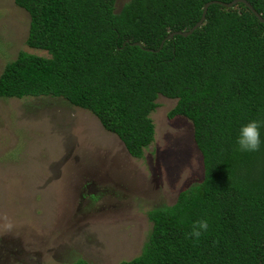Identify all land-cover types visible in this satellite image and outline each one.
Instances as JSON below:
<instances>
[{"label":"trees","instance_id":"obj_1","mask_svg":"<svg viewBox=\"0 0 264 264\" xmlns=\"http://www.w3.org/2000/svg\"><path fill=\"white\" fill-rule=\"evenodd\" d=\"M115 1L13 0L29 16L26 46L47 55L18 51L0 72V98H62L134 158L153 140L157 97L175 99L167 115L191 122L202 178L147 211L140 253L118 264H264V23L241 2L210 4L192 33L166 38L191 28L209 0ZM247 1L264 18V0ZM249 119L261 144L236 151ZM200 219L208 228L193 239Z\"/></svg>","mask_w":264,"mask_h":264},{"label":"rangeland","instance_id":"obj_2","mask_svg":"<svg viewBox=\"0 0 264 264\" xmlns=\"http://www.w3.org/2000/svg\"><path fill=\"white\" fill-rule=\"evenodd\" d=\"M126 0H116L119 9ZM29 16L0 0V72L27 47ZM140 158L88 110L62 98H0V264H118L138 255L147 211L172 204L203 168L191 122L159 95Z\"/></svg>","mask_w":264,"mask_h":264},{"label":"clouds","instance_id":"obj_3","mask_svg":"<svg viewBox=\"0 0 264 264\" xmlns=\"http://www.w3.org/2000/svg\"><path fill=\"white\" fill-rule=\"evenodd\" d=\"M260 144L259 121L249 119L238 125L234 137L236 151L255 152ZM207 228L208 224L206 219H200L193 222L188 235L193 239L199 238L202 232L206 231Z\"/></svg>","mask_w":264,"mask_h":264},{"label":"water","instance_id":"obj_4","mask_svg":"<svg viewBox=\"0 0 264 264\" xmlns=\"http://www.w3.org/2000/svg\"><path fill=\"white\" fill-rule=\"evenodd\" d=\"M238 2L243 3L251 11V13L258 19L259 22L264 23V18L252 7V5L247 0H230L229 2H224L221 0H209L203 5L200 18L192 25L191 28H189L188 30L172 31L166 36V38H172L174 35L187 36L190 33H192V31L195 30L197 27H199L201 25V23L203 22V20L205 18V13H206L207 7L210 4H218V5H221L224 7H231ZM132 44L138 45L139 43L133 42ZM123 45H124V43H123Z\"/></svg>","mask_w":264,"mask_h":264}]
</instances>
